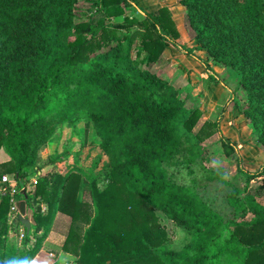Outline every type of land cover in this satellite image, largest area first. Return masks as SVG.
<instances>
[{
	"label": "trees",
	"instance_id": "1",
	"mask_svg": "<svg viewBox=\"0 0 264 264\" xmlns=\"http://www.w3.org/2000/svg\"><path fill=\"white\" fill-rule=\"evenodd\" d=\"M78 1L0 0V150L10 157L0 181L9 174L18 190L0 200V264L35 259L58 213L71 219L63 250L75 264H264V166L243 169L221 118L201 125L199 105L154 70L173 45L203 64L207 85L225 81L196 50L236 72L246 94L242 114L264 151V0H179L194 48L178 43L168 7L148 13L137 0H98L102 18L77 24ZM133 8L140 17L128 14ZM81 122L92 125L97 143L83 142L65 175L39 176L70 154L41 166L42 150L60 128ZM215 136L246 188L213 166L204 144ZM194 166L229 188V213L170 171L192 174ZM22 201L35 226L15 249L8 232L19 225L10 226V210ZM159 214L187 233L182 248L166 247Z\"/></svg>",
	"mask_w": 264,
	"mask_h": 264
},
{
	"label": "crops",
	"instance_id": "2",
	"mask_svg": "<svg viewBox=\"0 0 264 264\" xmlns=\"http://www.w3.org/2000/svg\"><path fill=\"white\" fill-rule=\"evenodd\" d=\"M137 2L138 5L148 13L155 12L163 7H168L173 13L174 19L175 13L184 16V10L179 4V0H137ZM182 45H184V43H182ZM187 47L192 48V45L189 44ZM195 54L201 59H204L205 56L203 55H206L203 51H195ZM207 62L218 76L225 78L223 75L224 73H227V69L225 70L222 67L214 66L209 58L207 59ZM166 63L178 66L177 69L181 70L183 76L182 79L184 81V86L178 84V78L180 76L179 72L177 71L174 73L175 75H171L169 69H166L165 67ZM162 64L164 65V69L167 70V73L165 70H161L159 73L169 80L177 89H183V87L188 86V88L192 90L190 91L191 97H199L196 94H193V91L201 93V97L198 98L199 102L197 104L203 112V120L215 121L220 117L222 133L233 143L237 144L241 157L260 158L263 159L262 161L264 162V151L258 147L256 136L251 130L248 120L242 114L245 104H242L240 100L243 99L245 102L246 96L244 98L241 97V99L240 96L237 97V94L241 91L240 89L233 90L232 86L227 84V81H225V84L213 82L207 85L209 75L203 64L173 45L167 46L165 60L160 65ZM8 162H10L9 155L4 150H0V164ZM71 163L73 164V162H70V164ZM261 166H264V163L258 165L250 163L247 165V168L252 172H256ZM49 167L51 168V166ZM49 167L44 168L38 175L42 177L46 176L49 172ZM58 174L65 175L66 173L58 172ZM6 175L12 178L11 175ZM31 190L34 189L31 188ZM26 218L31 222L32 232L35 225L31 218V211L28 208ZM70 227V217L58 213L41 253L35 259L25 261V263L69 264L68 262H75L77 257L63 250V245L67 239ZM18 230V228L9 229L8 242L13 248L22 249L23 242H20L18 238Z\"/></svg>",
	"mask_w": 264,
	"mask_h": 264
},
{
	"label": "rangeland",
	"instance_id": "3",
	"mask_svg": "<svg viewBox=\"0 0 264 264\" xmlns=\"http://www.w3.org/2000/svg\"><path fill=\"white\" fill-rule=\"evenodd\" d=\"M98 0H79L77 4L75 5L74 10V21L75 23L79 24L82 22H87L88 20H93L94 22H97L99 18H102L103 12L100 11V6L97 4ZM139 6V5H138ZM140 7V6H139ZM183 8V15L180 16L179 14L175 13V19L177 22V26L181 32V39L178 41L180 45L184 43L185 46L191 44L192 48L195 47V44L190 38V34L185 26V20H186V11ZM130 16L134 17H140L139 12L136 8L129 9L128 11ZM122 22V18L114 19V22ZM198 51V50H196ZM203 61L207 62V59L209 58L206 55ZM210 60V59H209ZM213 64V63H212ZM169 65V67H168ZM166 69H169L170 74L173 75L177 71L179 72V78H178V84L183 85V76L181 74V70L177 69L178 66L174 64H167L165 65ZM155 71H161L165 70L164 65H156L154 67ZM226 70V69H225ZM167 73V70H165ZM163 72V71H162ZM227 73H224L223 78L224 81H227V84L232 86L233 90L240 89L241 91L239 94H237V97H245V92L239 87L237 83L238 74L236 72L226 70ZM164 73V72H163ZM175 75V74H174ZM183 81V82H182ZM182 83V84H181ZM184 86V85H183ZM188 86L183 87L181 89L183 91V95L185 97L189 98V102L191 105L197 104L199 102V97H201V93L197 91H193V94H196L199 97H191L190 91L191 89H187ZM192 93V92H191ZM197 98V99H196ZM242 104H245L244 100H240ZM204 122L202 119L201 125ZM200 126V125H199ZM257 141V140H256ZM86 143L90 145L91 143H97V140L94 139V133L93 128L90 123L87 122H81L77 126L72 127L65 125L62 128L59 129L58 133L53 137V139L50 141V143L42 150L40 154V160H41V166H44V164H47L50 160V158L58 155L61 156L63 152L69 149V157L65 160H60L55 162L51 165V168L49 167V172L58 174V172H64L67 173L69 170V166L72 165L70 162L74 161V156L82 147V144ZM205 147L208 149V154L210 155L211 160L213 161V166L216 167H223L228 172V179L238 186L241 189L246 188V179L240 174L239 172V166L235 159H228L226 158L222 153V148L220 144L219 136H215L204 144ZM242 160V166L243 169L246 171L252 172L247 168V165L250 163H254L256 165L264 163L263 159H256V158H250V157H241ZM211 165V167H213ZM47 167V166H46ZM45 167V168H46ZM263 166L259 167V169L256 170L259 171ZM194 170V173L190 174V171L186 169L179 170L177 168H172L170 171L172 174H174L177 182H179L182 185L194 188L197 190L204 198L208 201V203L218 212H222L224 214L229 213L228 208L226 206V198L229 193V188L225 186L224 184H220L219 182H209L206 176V173L200 169V167L194 166L192 167ZM36 179V178H34ZM33 179V180H34ZM261 181H255L251 184V191L253 189L260 185ZM32 188L34 186L32 185ZM264 203V200H262ZM160 224L163 228L167 231V244L166 247L173 248V249H180L182 248L188 241L189 237L183 229L179 228L176 224H174L172 221L167 219L164 215L159 214ZM69 264H73L75 262H68Z\"/></svg>",
	"mask_w": 264,
	"mask_h": 264
},
{
	"label": "built area",
	"instance_id": "4",
	"mask_svg": "<svg viewBox=\"0 0 264 264\" xmlns=\"http://www.w3.org/2000/svg\"><path fill=\"white\" fill-rule=\"evenodd\" d=\"M32 184L34 186L33 189H35L36 185L38 184V177L32 181ZM17 183L15 180L10 178L9 176H3L2 180L0 181V197H4L6 195L15 196L17 194ZM46 210V207H43V211ZM19 209L17 207V203L13 202V205L10 210V226H12L14 223H17L18 226V238L20 242H23L27 235H29L23 225H21L18 222L19 217Z\"/></svg>",
	"mask_w": 264,
	"mask_h": 264
},
{
	"label": "water",
	"instance_id": "5",
	"mask_svg": "<svg viewBox=\"0 0 264 264\" xmlns=\"http://www.w3.org/2000/svg\"><path fill=\"white\" fill-rule=\"evenodd\" d=\"M17 207L19 209V217L18 222L23 225L27 231L28 234L31 233L32 226L29 219L26 218L27 215V204L25 201L19 202L17 204ZM20 264H26L25 262H21Z\"/></svg>",
	"mask_w": 264,
	"mask_h": 264
}]
</instances>
